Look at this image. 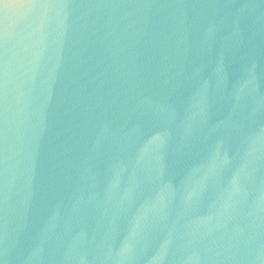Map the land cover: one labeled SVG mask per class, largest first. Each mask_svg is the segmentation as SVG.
Instances as JSON below:
<instances>
[{
    "label": "water",
    "instance_id": "obj_1",
    "mask_svg": "<svg viewBox=\"0 0 264 264\" xmlns=\"http://www.w3.org/2000/svg\"><path fill=\"white\" fill-rule=\"evenodd\" d=\"M0 264H264V0H0Z\"/></svg>",
    "mask_w": 264,
    "mask_h": 264
},
{
    "label": "clouds",
    "instance_id": "obj_2",
    "mask_svg": "<svg viewBox=\"0 0 264 264\" xmlns=\"http://www.w3.org/2000/svg\"><path fill=\"white\" fill-rule=\"evenodd\" d=\"M15 5L16 6H26V0H14ZM10 5L5 4L4 7L7 8ZM40 7H47L50 9H63L65 7H67V5L61 4V3H53V2H49V3H44V4H40L38 5ZM43 40L42 36H38L37 38V44L39 45ZM207 100H208V95H207V89L204 88L198 92H196L194 94V96L189 100L188 102V106H189V110H190V118L191 120L195 121L197 119L198 116H201L207 107ZM217 158H219V153H217ZM226 160V157H225ZM127 163L134 167V168H140L144 165V159L143 157H136L133 154H129V157L127 159ZM144 179L147 180L148 179V174L147 172L144 175ZM163 203V194L161 193V199L159 201H157V204L162 205ZM155 208V206H154Z\"/></svg>",
    "mask_w": 264,
    "mask_h": 264
}]
</instances>
